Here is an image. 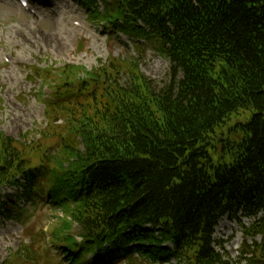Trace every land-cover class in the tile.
I'll return each instance as SVG.
<instances>
[{
  "label": "trees",
  "instance_id": "1",
  "mask_svg": "<svg viewBox=\"0 0 264 264\" xmlns=\"http://www.w3.org/2000/svg\"><path fill=\"white\" fill-rule=\"evenodd\" d=\"M81 2L92 19L154 42L170 80L156 90L138 65L116 59L93 71L39 69L51 90L47 127L26 143L0 135L2 215L22 223V197L61 211L50 238L73 264H142L134 253L264 264L263 244L245 240L234 261L213 239L221 219L239 214H262L242 229L264 234V0ZM13 187L22 192L3 194ZM43 234L38 253L23 245L2 264H45Z\"/></svg>",
  "mask_w": 264,
  "mask_h": 264
},
{
  "label": "rangeland",
  "instance_id": "2",
  "mask_svg": "<svg viewBox=\"0 0 264 264\" xmlns=\"http://www.w3.org/2000/svg\"><path fill=\"white\" fill-rule=\"evenodd\" d=\"M49 1V5L30 1V5L24 8L19 3L0 0V135L26 143L28 133H32L31 140L37 141L47 127L44 99L49 97L51 90H41L43 84L31 79V69L37 73L38 68L42 72L49 67L58 71L67 65H75L93 71L116 59L138 65L139 71L156 90L170 80V61L158 52L154 42L106 30L108 25L90 20L88 9L79 0ZM119 75L121 83H130L129 72ZM7 189L4 188L6 193L17 196L14 188ZM25 200L23 197L17 200L20 207L25 205L22 207L25 210L22 223L7 221L0 213V264L23 245L32 248L31 253H38L36 233L45 230L48 231L43 236L49 234L38 245L39 253L45 256V264H63V254L50 238L51 228L63 214ZM239 217L247 228L254 226L256 219ZM42 238L40 236L39 240ZM244 238L250 244L264 245V234L243 236L236 219L224 218L215 232V239L225 242L228 256L234 261L239 258ZM216 248L220 251L218 246ZM133 258L142 264H178L176 260L153 262L136 253ZM29 262L27 264H33ZM117 264L129 263L125 259Z\"/></svg>",
  "mask_w": 264,
  "mask_h": 264
}]
</instances>
